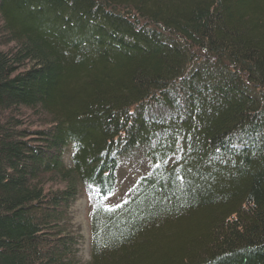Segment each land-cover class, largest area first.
<instances>
[{
    "label": "trees",
    "instance_id": "obj_1",
    "mask_svg": "<svg viewBox=\"0 0 264 264\" xmlns=\"http://www.w3.org/2000/svg\"><path fill=\"white\" fill-rule=\"evenodd\" d=\"M0 264H264V0H0Z\"/></svg>",
    "mask_w": 264,
    "mask_h": 264
},
{
    "label": "rangeland",
    "instance_id": "obj_2",
    "mask_svg": "<svg viewBox=\"0 0 264 264\" xmlns=\"http://www.w3.org/2000/svg\"><path fill=\"white\" fill-rule=\"evenodd\" d=\"M69 156L70 155L68 154L66 156V162L68 163ZM137 174H140V171L134 173L129 166L125 168V171L121 176V186L123 188L120 190V193L116 194L110 201H108L109 204H115L122 199L125 190L129 188L134 181L133 176L136 177ZM90 213V201L88 197L82 193L81 196L77 197V200L72 207L71 216L73 218L75 230L80 236L78 245L79 258L83 262H88L90 260Z\"/></svg>",
    "mask_w": 264,
    "mask_h": 264
},
{
    "label": "bare ground",
    "instance_id": "obj_3",
    "mask_svg": "<svg viewBox=\"0 0 264 264\" xmlns=\"http://www.w3.org/2000/svg\"><path fill=\"white\" fill-rule=\"evenodd\" d=\"M119 188L122 189L123 187L121 186V180H119Z\"/></svg>",
    "mask_w": 264,
    "mask_h": 264
}]
</instances>
